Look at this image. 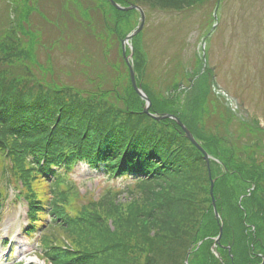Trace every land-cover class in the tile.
<instances>
[{
	"label": "trees",
	"instance_id": "1",
	"mask_svg": "<svg viewBox=\"0 0 264 264\" xmlns=\"http://www.w3.org/2000/svg\"><path fill=\"white\" fill-rule=\"evenodd\" d=\"M116 1L180 11L205 0ZM84 2L88 6L80 0H7L0 7V164L5 155L10 157L15 181L24 180L30 228L41 230L38 247L52 264H98L101 253L110 254L108 264H133L132 253L127 258L106 240L113 233L107 227L112 215L116 227L140 232L143 264H184L188 248L210 234L209 222L218 228L204 159L173 120L156 121L142 112L143 102L129 84L120 54L119 40L131 28L117 30L119 20L112 18L108 1ZM49 25L59 31L56 36ZM54 46L85 65L74 74L82 81H66L60 69L50 66L47 49ZM143 62L136 52L135 68L140 70ZM145 92L152 111L180 118L188 112L190 126L186 124L196 136L207 147H220L218 135L198 128V113L202 126L210 113L206 89L190 93V108H181L179 95L169 91L147 87ZM212 104L217 110V101ZM78 162L106 178L132 176L135 181L119 189L105 187L95 197L91 191L82 194L67 172L52 170H69ZM120 195L132 198L125 205L127 223L115 216ZM94 240L103 241V251L79 248ZM199 250L203 264H217L206 242L194 252ZM193 255L189 264L199 263V252Z\"/></svg>",
	"mask_w": 264,
	"mask_h": 264
},
{
	"label": "rangeland",
	"instance_id": "2",
	"mask_svg": "<svg viewBox=\"0 0 264 264\" xmlns=\"http://www.w3.org/2000/svg\"><path fill=\"white\" fill-rule=\"evenodd\" d=\"M80 1L82 6H88L84 0ZM6 3L7 0H0V7H4ZM218 3L219 6H217ZM215 8L217 16L213 21L212 15ZM92 11H90L91 14H93ZM1 12L2 9H0ZM109 12L113 19L119 20L115 25L117 30L120 27L128 29V26L135 24L138 20L134 11L119 12L109 8ZM34 20H36L35 22L40 20L36 13L34 14ZM19 21H22L21 15ZM20 23L23 25L22 22ZM61 29L63 32L65 31L64 28ZM49 30L54 34L53 36H56L59 32L51 25H49ZM135 41L143 45L147 54L148 64L144 73L145 79L149 80L148 78H150L153 81V90L165 94L166 87L178 80L176 76L171 77V74L180 71L182 68L188 70L195 68L199 61L198 58L204 55L206 64L216 66L213 73L217 74L215 76L216 83L221 88L219 89L216 86V91L220 93L218 94V101L223 104V110L225 111L227 100L221 94L226 92L233 97L235 96L237 102L241 101L244 104L243 109L246 108L248 114H252L256 119H264V0H219L218 2L205 0L179 12L146 10L145 25L136 36ZM68 49L70 50V48ZM47 52L51 58L50 66L55 71L60 69L66 81L73 82L72 80L79 77L74 74H79V69L84 68L85 65L79 63L71 52L66 49L61 51L56 46L48 47ZM136 52L138 51L135 50V54ZM94 70H97L96 67H94ZM165 73L168 74L166 78L163 77ZM79 80L82 81V77H79ZM183 85H187L186 80H183ZM205 89V82L199 81V90L204 91ZM179 98H181V108H185L187 93L184 91L179 92ZM209 98L211 99V93ZM230 105V107H235L233 101ZM187 107L190 108L189 105ZM209 110L213 115L214 107H209ZM246 110H241L240 106L237 107L239 116L245 115ZM192 111L193 109H190V112ZM186 114L189 115L188 112ZM186 114H182L181 119L178 117L182 122L189 125ZM209 147L215 154L218 150L221 151L219 159L222 161L225 148H222L221 145L216 149ZM213 168H218V166L216 163L211 162V169ZM73 172L75 173L74 177H77V179H73L77 182H83L88 178L86 168H76ZM0 174V188L5 194L1 211L0 235L2 237L7 235L6 237L15 239V241L13 240L15 244L13 256L7 264H17L20 260L38 262L34 254L38 244L35 239L36 235L33 238H28L25 236L24 230H22L21 235L15 233V229L18 228L17 231L19 232L20 228L25 229L27 224L24 219L26 203L21 198L23 194H20L19 189L8 182L9 174L5 172ZM200 174L205 175V169H201ZM99 180L101 179H96L95 184ZM89 184V181H85L83 184H79L78 187H90ZM220 186L227 190L224 195V202L230 207L237 198L235 192L238 187L237 179L235 176L228 175L227 178L221 179ZM131 200L132 198H128L126 195H120L114 202L119 207L115 216L120 217L124 223H127L126 214L129 213L125 205ZM135 207L137 209L141 208V202H138ZM112 216L109 217L107 227L113 233L106 235V240L114 243L119 254L130 258L132 253L134 256L133 264H143L145 261L144 246L142 245L143 238L140 232L138 234L137 231L130 228L125 230V227L121 224L116 227ZM102 243V240L86 241L79 248L90 253L99 252L103 251L100 248ZM107 256H110V254L101 253L98 264H108ZM5 257V251L1 250L0 264H4Z\"/></svg>",
	"mask_w": 264,
	"mask_h": 264
},
{
	"label": "flooded vegetation",
	"instance_id": "3",
	"mask_svg": "<svg viewBox=\"0 0 264 264\" xmlns=\"http://www.w3.org/2000/svg\"><path fill=\"white\" fill-rule=\"evenodd\" d=\"M207 73L211 75L209 69ZM226 100L229 113L222 121L226 137L219 142L225 148L221 158L224 167L216 163L218 168L211 169V177L215 178L213 197L219 216L214 215L213 208L212 215L218 228L214 230L209 222L210 234L196 242L190 260H195L193 254L199 252L198 260L203 264L202 251L194 250L206 242L217 264H264V120L248 113L239 116L237 107L242 108L243 104L227 97ZM231 101L235 107H230ZM208 152L221 157L220 150L215 154L208 147ZM228 175L235 176L238 182L237 198L230 207L224 202L227 190L220 186L221 179ZM220 227L221 234L216 240Z\"/></svg>",
	"mask_w": 264,
	"mask_h": 264
},
{
	"label": "water",
	"instance_id": "4",
	"mask_svg": "<svg viewBox=\"0 0 264 264\" xmlns=\"http://www.w3.org/2000/svg\"><path fill=\"white\" fill-rule=\"evenodd\" d=\"M112 6H114L116 9L118 10H122V11H127V10H132L135 9L138 11L139 13V23L138 25L129 33L125 36L124 39H122L121 44H122V55L125 59L126 64L128 65V70H129V75H130V80L132 83V86L135 90V92L137 93V95L139 96L140 99H142L144 101V104L142 106V111L143 113H146L148 116H150L151 118L155 119L156 121H160L162 119H173L184 131L185 136L202 152L204 159L206 161V163H209V158L210 156L206 153V151L201 147V145L195 140V138L193 137V135L191 134V132L186 128V126L179 120V118L173 114L170 113H153L150 111V107H151V100L149 98V96L144 92V90L142 89V87L140 85L136 84V80H135V73H134V68H133V64H132V51L130 52L129 55H126L125 50H126V46L125 44L137 33L140 32V30L143 27L144 21H145V14L144 11L142 9V7H140L137 4H133V3H129L127 6H122L119 3L115 2L114 0H108ZM129 46L131 47V45L129 44ZM208 173L209 169H208ZM213 183L214 180L211 179L210 180V195L212 196V189H213ZM212 202L214 204V200L212 198ZM214 210H215V206H214ZM215 214L216 210H215ZM185 262H187V257L185 258Z\"/></svg>",
	"mask_w": 264,
	"mask_h": 264
}]
</instances>
